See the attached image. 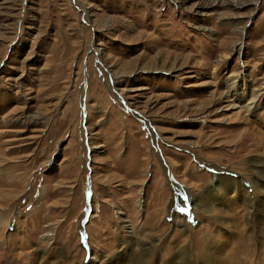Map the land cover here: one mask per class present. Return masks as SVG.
Masks as SVG:
<instances>
[{
  "label": "rangeland",
  "instance_id": "374dc122",
  "mask_svg": "<svg viewBox=\"0 0 264 264\" xmlns=\"http://www.w3.org/2000/svg\"><path fill=\"white\" fill-rule=\"evenodd\" d=\"M258 133L264 0H0V264H193Z\"/></svg>",
  "mask_w": 264,
  "mask_h": 264
},
{
  "label": "bare ground",
  "instance_id": "6f19581e",
  "mask_svg": "<svg viewBox=\"0 0 264 264\" xmlns=\"http://www.w3.org/2000/svg\"><path fill=\"white\" fill-rule=\"evenodd\" d=\"M244 4L246 2L242 3V5ZM229 90H231V87ZM252 127L255 126L252 125ZM255 138L264 139V135L258 133ZM233 156L238 159L234 161L233 165L240 173L242 166H244V156L237 155L235 150ZM245 169L247 174L236 173L233 176H229L227 173L224 174L219 169H214V175L206 176L211 182L210 186L203 193L193 198V209L199 207L207 209L209 206L214 205L213 202H218V206L224 208V210H221L219 207V210L232 217L228 221V225L233 231V233L222 235V241L219 242L212 244L207 242L206 244L207 239H205L202 243H205L206 246L197 250L198 255L193 264H264V144L260 147V154L248 161ZM244 184L251 188L250 193H247V187ZM170 185L174 186L173 183H170ZM239 203L246 208L251 218L247 217L241 220L237 213ZM174 216L176 219L177 216ZM247 228L250 229L251 233L248 234L246 232L248 234L246 236L245 230ZM255 233H260L261 237L257 238ZM220 235H218L219 238H221ZM156 250L152 249L144 254L138 253L131 258L130 263L139 264L144 260L145 264H157L155 263ZM16 257L18 260L20 256L16 254L14 258ZM38 263L35 260L34 264ZM172 263L173 261L171 260L161 264Z\"/></svg>",
  "mask_w": 264,
  "mask_h": 264
},
{
  "label": "water",
  "instance_id": "95a60500",
  "mask_svg": "<svg viewBox=\"0 0 264 264\" xmlns=\"http://www.w3.org/2000/svg\"><path fill=\"white\" fill-rule=\"evenodd\" d=\"M160 165H161V168L164 170V176L166 177V179L169 181V182H171V183H173V181L171 180V178H170V175H169V173H168V170H167V168H166V165H165V163L163 162V160L162 159H160ZM174 191H178V189H175ZM179 194V193H178ZM176 195H177V193H176ZM180 196V195H179Z\"/></svg>",
  "mask_w": 264,
  "mask_h": 264
}]
</instances>
